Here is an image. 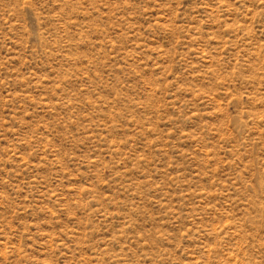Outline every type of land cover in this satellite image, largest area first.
<instances>
[{
    "label": "rangeland",
    "instance_id": "1",
    "mask_svg": "<svg viewBox=\"0 0 264 264\" xmlns=\"http://www.w3.org/2000/svg\"><path fill=\"white\" fill-rule=\"evenodd\" d=\"M0 264H264V0H0Z\"/></svg>",
    "mask_w": 264,
    "mask_h": 264
}]
</instances>
